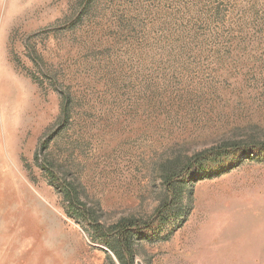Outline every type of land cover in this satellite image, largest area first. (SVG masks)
Instances as JSON below:
<instances>
[{
	"label": "rangeland",
	"instance_id": "obj_1",
	"mask_svg": "<svg viewBox=\"0 0 264 264\" xmlns=\"http://www.w3.org/2000/svg\"><path fill=\"white\" fill-rule=\"evenodd\" d=\"M262 145L264 0H0V264H264Z\"/></svg>",
	"mask_w": 264,
	"mask_h": 264
},
{
	"label": "trees",
	"instance_id": "obj_2",
	"mask_svg": "<svg viewBox=\"0 0 264 264\" xmlns=\"http://www.w3.org/2000/svg\"><path fill=\"white\" fill-rule=\"evenodd\" d=\"M66 104V103H65ZM65 111L66 108H65ZM256 151H262L264 152V145L261 147L257 148L256 146H232L229 148H217V149H212L207 152H204L200 154L196 159H195V164H191L187 169L188 173H191L192 171L195 172L199 171L200 168H202V165L204 162L211 160L213 158H218V159H223V161H227L229 157L235 158L237 155H249L251 153H255ZM194 173V172H193ZM52 179L56 183L58 181L56 175L52 174ZM66 195L68 200L70 201L71 208L76 209L82 214V219L84 222L89 223V220L86 218L85 212L76 206V203L78 202V198L73 195L68 191H66ZM168 209L165 207H161L156 215L154 220L151 223H146L144 225H138V224H128L127 222H121L118 226H116V234H117V239L120 245L126 247V249L129 251L130 245L132 243V240L137 237V236H146L149 233L155 231L156 227L160 225L162 222V218L165 215V212Z\"/></svg>",
	"mask_w": 264,
	"mask_h": 264
}]
</instances>
